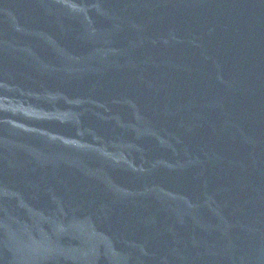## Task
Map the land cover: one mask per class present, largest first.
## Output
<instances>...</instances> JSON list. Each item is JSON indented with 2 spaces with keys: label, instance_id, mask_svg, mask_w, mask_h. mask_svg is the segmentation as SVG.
I'll return each instance as SVG.
<instances>
[{
  "label": "water",
  "instance_id": "95a60500",
  "mask_svg": "<svg viewBox=\"0 0 264 264\" xmlns=\"http://www.w3.org/2000/svg\"><path fill=\"white\" fill-rule=\"evenodd\" d=\"M0 264H264V0H0Z\"/></svg>",
  "mask_w": 264,
  "mask_h": 264
}]
</instances>
